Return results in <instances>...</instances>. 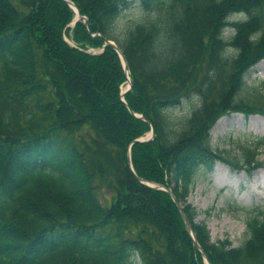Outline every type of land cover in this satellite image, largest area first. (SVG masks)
<instances>
[{"label": "trees", "instance_id": "obj_1", "mask_svg": "<svg viewBox=\"0 0 264 264\" xmlns=\"http://www.w3.org/2000/svg\"><path fill=\"white\" fill-rule=\"evenodd\" d=\"M68 1L72 27L62 0H0V264H204L170 195L135 176L172 191L209 264H264L262 212L232 247L187 203L199 170L264 167V140L238 159L210 137L223 116L264 117V91L245 83L264 60V0ZM134 3L148 16L119 41L114 23Z\"/></svg>", "mask_w": 264, "mask_h": 264}, {"label": "rangeland", "instance_id": "obj_2", "mask_svg": "<svg viewBox=\"0 0 264 264\" xmlns=\"http://www.w3.org/2000/svg\"><path fill=\"white\" fill-rule=\"evenodd\" d=\"M147 16L140 11L137 3L132 4L115 21V37L121 41V33L125 29L145 20ZM235 18L242 19L244 16ZM227 34L228 30H225L224 35ZM89 52L97 51L92 49ZM245 83L250 90L264 91V60L249 70ZM127 88L126 82L121 93ZM197 106L198 99L195 97L182 100L178 107L168 113L173 125L189 117ZM149 133L142 138H147ZM210 137L214 149L239 159L242 149L252 148L258 145L259 140H264V117L257 115L245 118L242 114L223 116L212 127ZM256 159L264 164V148L257 150ZM111 194L106 188L98 191L97 195L104 207L108 206ZM187 203L195 209L196 221L206 224L211 242L227 239L232 247H240L247 238V214L262 212L261 218L264 220V167L251 174L242 169L231 170L220 163H215L211 173L199 170Z\"/></svg>", "mask_w": 264, "mask_h": 264}, {"label": "water", "instance_id": "obj_3", "mask_svg": "<svg viewBox=\"0 0 264 264\" xmlns=\"http://www.w3.org/2000/svg\"><path fill=\"white\" fill-rule=\"evenodd\" d=\"M62 1H63L64 3H66V4H67V5H68V6L74 11V13H75V19H74V21H73V22L71 23V25H70V26H73L77 21H79V20L81 19V16H80L78 10L75 8V6L73 5L72 2H70V1H68V0H62ZM82 19H83V22L86 23L85 18H82ZM104 46H109V47H111V48H112V49L118 54V56H119V58H120V60H121V63H122V67H123L124 73H125V75H126V77H127L128 72H127V69H126V62H125V60H124V58H123V56H122L121 51H120L119 48L117 47V45H116L114 42H112V41L105 40V41H104ZM127 85H128V88H127L125 91H123V92L121 93V101H122V102H124V99H123V98H124V95H125V94L130 90V88H131V84H130V81H129L128 78H127ZM131 114H132L134 117H137L135 114H133V113H131ZM138 118H140V119L143 120V117H142V116H140V117H138ZM153 138H154V132H153V130H151V132L149 133V136H148L147 138L136 139V140H134V141L131 143V145L136 144V143H144V142H148V141L153 140ZM127 158H128V165H129V167H130V170L133 172V169H132V166H131V162H130V150H129V149H128V153H127ZM135 178L137 179V181H138L139 183H141V184H143V185H146V186H148V187L154 188V189H156V190H162V191H165V192H167V193L170 195V197H171V199H172V201H173V203H174V205H175V207H176V209H177V211H178V213H179V215H180V218H181L182 223H183V225H184L185 231H186V233L190 236V238H191V240H192V243H193L194 248H195V249L198 251V253L201 255V257H202V259H203V261H204V264H209V262H208V260H207V258H206L205 253L203 252V250L201 249V247L199 246V244H198L197 241L195 240L194 234H193L192 229H191V225H190L188 219L186 218L185 214L183 213V210H182V207H181L180 203H179V202L177 201V199L174 197L172 191L169 190V189H166V188L163 187L162 185H158V184H149V183L145 182L144 180L138 178L137 176H135Z\"/></svg>", "mask_w": 264, "mask_h": 264}]
</instances>
